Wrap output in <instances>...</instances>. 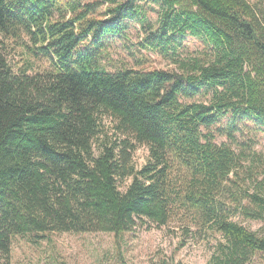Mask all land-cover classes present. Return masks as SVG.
Wrapping results in <instances>:
<instances>
[{
    "label": "trees",
    "instance_id": "1",
    "mask_svg": "<svg viewBox=\"0 0 264 264\" xmlns=\"http://www.w3.org/2000/svg\"><path fill=\"white\" fill-rule=\"evenodd\" d=\"M149 1L162 11L146 47L191 35L208 62L108 70L112 41L147 22ZM8 40L49 68L13 67ZM202 93L210 103L186 102ZM104 118L124 140L108 138ZM226 118L264 132L262 0H0V264H11L14 237L120 235L180 215L227 241L218 264L264 255V238L232 220L264 222L263 154L216 143L209 130ZM135 145L149 150L141 169Z\"/></svg>",
    "mask_w": 264,
    "mask_h": 264
},
{
    "label": "rangeland",
    "instance_id": "2",
    "mask_svg": "<svg viewBox=\"0 0 264 264\" xmlns=\"http://www.w3.org/2000/svg\"><path fill=\"white\" fill-rule=\"evenodd\" d=\"M95 1V0H94ZM252 4L259 0H249ZM264 4V0H262ZM144 24L129 21L123 38L112 41L110 56L106 60L109 71L131 67L145 70L181 72L183 63L208 62L211 51L203 40L185 35L178 37L167 51L147 48L145 38L150 29H156L162 11L159 5L149 1L143 5ZM7 58L13 67L30 62L31 74L41 73L49 68L44 59H34L27 49L10 40L5 41ZM145 45V46H144ZM211 93L186 100V102L210 103ZM105 134L120 142L125 137L116 134L114 124L103 120ZM229 119L212 127L211 132L218 144L229 143L236 152L246 150L248 154H263L259 179L264 177V132L248 121H240L231 129ZM231 133L232 137H228ZM104 136V134H103ZM99 141L96 143V147ZM136 146L133 163L137 169L146 165L149 150ZM256 152V153H255ZM246 153V154H247ZM246 157V156H244ZM248 166V165H246ZM128 181L127 184L130 183ZM249 189L256 187L249 183ZM232 220L249 231L264 238V222L246 218L242 214ZM147 222V223H145ZM229 249L227 241L220 234L200 230L192 220L182 215L172 218L166 226H157L148 221H138L130 232L120 235L110 233H47L14 237L11 249V264H218L226 260ZM246 264H264V255L253 256Z\"/></svg>",
    "mask_w": 264,
    "mask_h": 264
}]
</instances>
